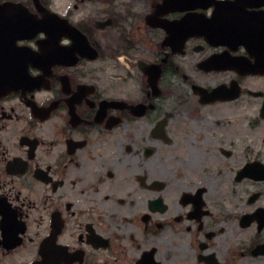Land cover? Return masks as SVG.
<instances>
[{"label":"flooded vegetation","instance_id":"af4514ba","mask_svg":"<svg viewBox=\"0 0 264 264\" xmlns=\"http://www.w3.org/2000/svg\"><path fill=\"white\" fill-rule=\"evenodd\" d=\"M141 1L0 0V264L237 263L199 114L176 121L164 100L178 75L199 108L233 104L201 93L222 87L229 96L234 82L249 95L243 82L258 76L221 69L255 59L234 43L183 40L182 31L169 40L184 16L210 19L212 1H179L197 5L192 11L160 8L163 0L140 10ZM216 1L248 5L223 12L249 15L234 30L261 49L264 0ZM235 227L264 232L255 221ZM258 241L237 255L264 258Z\"/></svg>","mask_w":264,"mask_h":264},{"label":"rangeland","instance_id":"374dc122","mask_svg":"<svg viewBox=\"0 0 264 264\" xmlns=\"http://www.w3.org/2000/svg\"><path fill=\"white\" fill-rule=\"evenodd\" d=\"M64 1V0H58ZM118 3L129 0H116ZM148 0H142L136 6L142 10ZM135 6L130 8L133 9ZM134 21V17H130ZM243 86L250 91L264 90V77L248 78L244 80ZM167 97L164 100L165 106L169 108L176 121L186 123L188 112H197L202 122V139L209 138L205 143L207 154H213L217 159L216 176L219 181V200L221 212L227 222V232L231 235V246L234 250V262L236 264H264V258L253 260L244 255L239 256L238 251L249 246L254 240L263 243L264 232L257 234L252 229L238 231L235 225L241 218L256 208L264 209V182H244L237 184L234 181L236 171L246 161L259 160L264 164V119L259 118L260 99H255L244 94L233 104L216 105L212 108H199L196 97L190 90V86L180 76H172L168 79ZM216 121V127L211 123ZM216 133V137L211 134ZM207 134V135H206ZM210 137H207V136ZM217 149L231 151L228 158L217 155ZM261 193V196L254 202L248 203V197L254 193ZM254 230L256 229L253 227ZM238 256L239 258H235ZM20 260L16 258L8 264Z\"/></svg>","mask_w":264,"mask_h":264},{"label":"water","instance_id":"95a60500","mask_svg":"<svg viewBox=\"0 0 264 264\" xmlns=\"http://www.w3.org/2000/svg\"><path fill=\"white\" fill-rule=\"evenodd\" d=\"M174 1L177 0H163V3L161 6H159L160 8H166V6H171V8L173 10H192L197 8V6L195 5H187V6H178L176 3H174ZM178 1H183V0H178ZM193 1H201V0H191V2ZM210 1H214V0H210ZM246 1V0H243ZM216 7H217V12H215V14L213 15V17L209 20H207L206 22L198 19L196 16L193 15H187L184 18H182L180 21H177L175 24V29H174V33L171 34L169 40L171 39L172 41L177 42L178 41V37L176 36V32H183L182 35V39L185 40L187 37L191 36V35H204L206 37H208L207 35L204 34L205 29H204V24L206 26V28L208 27H213L215 28L214 30H212L213 34L208 37L212 42H214L215 44H220V45H227V46H231L232 45V41H234V43L237 42L238 45H243L248 52H250V46L252 45V40H249V37L247 36H243V34H246L245 30H234L232 27L242 24V23H246L249 22V15L247 14H241L237 17L234 16V19L232 18L231 14H226L227 12H223L224 9L229 8L230 10L232 8H234V10H245L248 5L247 4H228L227 6H223L221 4V2H216L214 1ZM21 25H25L26 23L22 22V23H18ZM27 29H21L19 32L22 35H26L27 33ZM234 35H238V37H234ZM260 52H262L261 56H259V58H257V56L253 53L250 52L251 56H255L256 57V65L252 66L250 65L247 68L244 69H235L239 74L241 75H247V74H252V75H264V48L260 49ZM240 60V59H238ZM235 62H237V60H235ZM228 66L224 67L223 69H232L234 70V59L233 60H229L228 62ZM232 90L234 91V96L232 97H227L224 96L221 88H218L216 90H214L212 92V94H203L201 93V96L203 98H205L204 102H210L212 100L215 101H225V100H232V99H236L238 98L239 94H240V90L239 88L236 86H234V83L231 86ZM252 95L254 97L256 96H260V94L258 93H252ZM210 97L212 99H210ZM209 98V101H208ZM214 102V101H212ZM260 117L264 118V103L262 104L261 107V111H260ZM258 167H260V169H258ZM259 175H261V177H259ZM244 176H247L251 179L254 180H264V166L255 163V164H249L247 165L239 174H238V178H236V181L241 180ZM264 213V212H261ZM256 216V215H254ZM253 218V216H246L242 219V223L247 220ZM247 222H250L247 221ZM262 224L264 223V221L261 222ZM260 249H264V247L260 248Z\"/></svg>","mask_w":264,"mask_h":264}]
</instances>
